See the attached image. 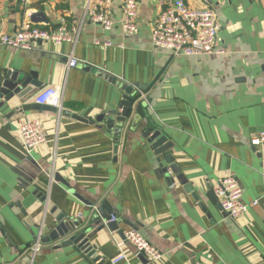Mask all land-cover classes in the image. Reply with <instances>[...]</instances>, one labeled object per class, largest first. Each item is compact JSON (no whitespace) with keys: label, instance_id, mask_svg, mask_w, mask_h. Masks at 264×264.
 <instances>
[{"label":"crops","instance_id":"1","mask_svg":"<svg viewBox=\"0 0 264 264\" xmlns=\"http://www.w3.org/2000/svg\"><path fill=\"white\" fill-rule=\"evenodd\" d=\"M87 1L0 0V35L24 22L54 27L60 17L70 31L80 28L77 64L68 70V43L30 51L0 44V81L22 72L40 83L28 100L14 98L0 109V264H28L40 226L44 243L34 264H97L73 246L55 249L58 240H47L62 214L93 231V256L105 262L122 249L127 259L119 264H150L124 239L133 228L165 253L162 264H264L263 149L250 145L264 130V0H182L215 11L224 53L178 57L151 42L158 13L175 0H138L131 36L121 32L123 0L111 1L109 30L82 21ZM38 14L40 21L32 19ZM51 84L64 85L60 114L34 102ZM127 86L145 95V115L172 143L175 174L162 171L156 159L163 167L169 161L137 130L116 135L106 115L97 120L117 109ZM26 119L40 120L45 133L29 155L17 134ZM229 175L250 205L237 220L207 195ZM94 206L116 215L117 228L92 221Z\"/></svg>","mask_w":264,"mask_h":264},{"label":"built area","instance_id":"2","mask_svg":"<svg viewBox=\"0 0 264 264\" xmlns=\"http://www.w3.org/2000/svg\"><path fill=\"white\" fill-rule=\"evenodd\" d=\"M28 1V0H25ZM112 0H98L91 4L90 0L84 5L82 21L88 20L109 30L114 24L110 14ZM157 1V0H153ZM119 23L121 32L125 36L137 32L138 0H123ZM220 24L215 11L211 7L191 8L182 0L170 2L158 13L157 20L151 30V42L154 48L168 51L173 57L201 56L208 54H223L224 50L218 45V30ZM80 28L69 30L65 18H59V24L47 29L39 28L30 22L10 33L0 35V44L13 49L25 51L34 50L37 46L51 43L59 46L68 43L71 51L67 54L66 69L77 64L74 49L78 42ZM109 45L105 43L104 45ZM64 85L51 84L43 87L34 97L38 105H48L56 109V114L61 113ZM145 95H139V99ZM17 134L22 149L29 155L45 139L42 122L38 119H26L17 127ZM252 147H261L262 159L260 173L264 178V130L256 132L250 137ZM212 193L216 198L221 211L230 219L237 220L248 213L249 204L242 201V190L237 180L232 176H225L218 180ZM255 200L251 205H256ZM98 207L94 206L93 210ZM105 224L116 222L117 217L110 214L108 219H103ZM124 239L133 247L138 256L145 258L147 263L162 264L165 253L151 244L137 229L130 228L123 232ZM43 228L38 232L27 248L28 264H34V258L40 251L43 242ZM127 255L122 249L110 260V264H119L126 261ZM136 264H143L138 262Z\"/></svg>","mask_w":264,"mask_h":264},{"label":"water","instance_id":"3","mask_svg":"<svg viewBox=\"0 0 264 264\" xmlns=\"http://www.w3.org/2000/svg\"><path fill=\"white\" fill-rule=\"evenodd\" d=\"M38 14L33 15L32 19L35 17L39 18ZM31 19V20H32ZM33 21V20H32ZM38 22V21H36ZM40 87V83L35 79L34 73L25 74L22 72L7 73L5 78L0 81V109L4 105H9V103L14 99L18 100H28L35 92L37 88ZM139 89V88H138ZM139 101V102H138ZM138 93L134 92L132 86H127L124 89V95L120 101V105L115 110L107 112V114H100L97 117L99 122H103L105 115L107 116V127L110 130L116 132L118 135L122 130H127L130 126L132 129L138 131V134L145 140L149 145L150 149L154 150L156 155L164 154L166 160H168L169 167H163L162 163L156 159L164 173L170 175L174 173V164L172 162V157L169 153L172 143L164 135H161L160 130L154 127L151 119L148 118L143 110L142 102H140ZM136 104V105H135ZM27 106L17 107V109H25ZM168 168V169H167ZM208 197L213 201H216L211 190L207 192ZM197 200L199 197H197ZM202 204V203H200ZM218 204V203H217ZM102 206H106L105 203ZM219 206V205H218ZM102 207H98L93 213H95L92 221L94 220L96 224L102 223V219H108L109 215L112 214L107 210V213H103ZM106 208V207H105ZM220 208V207H219ZM111 229H116V222H111L107 224ZM93 235V231L82 222V220H76L72 217H65L63 214L57 218V223L55 228L51 231L48 236V241H57L54 246L55 249L64 246H73L85 259L92 258V261L97 264H110L109 261L105 262L100 259V256L94 257L96 246L90 243V238ZM44 243V238H42Z\"/></svg>","mask_w":264,"mask_h":264},{"label":"bare ground","instance_id":"4","mask_svg":"<svg viewBox=\"0 0 264 264\" xmlns=\"http://www.w3.org/2000/svg\"><path fill=\"white\" fill-rule=\"evenodd\" d=\"M110 262V261H109Z\"/></svg>","mask_w":264,"mask_h":264}]
</instances>
